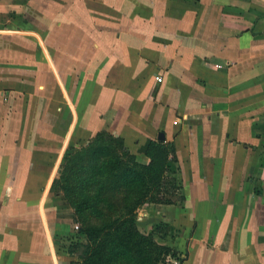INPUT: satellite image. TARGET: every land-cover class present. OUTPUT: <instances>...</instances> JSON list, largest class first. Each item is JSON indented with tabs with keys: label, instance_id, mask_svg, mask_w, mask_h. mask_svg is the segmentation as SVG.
I'll return each mask as SVG.
<instances>
[{
	"label": "crops",
	"instance_id": "1",
	"mask_svg": "<svg viewBox=\"0 0 264 264\" xmlns=\"http://www.w3.org/2000/svg\"><path fill=\"white\" fill-rule=\"evenodd\" d=\"M44 68L67 121L39 122L41 152L7 129L36 126ZM0 74V264L75 262L53 241L75 225L52 183L69 142L100 131L142 164L159 134L173 143L183 207L142 215L182 213L180 264H264V0H0Z\"/></svg>",
	"mask_w": 264,
	"mask_h": 264
},
{
	"label": "trees",
	"instance_id": "2",
	"mask_svg": "<svg viewBox=\"0 0 264 264\" xmlns=\"http://www.w3.org/2000/svg\"><path fill=\"white\" fill-rule=\"evenodd\" d=\"M144 155L148 163L137 162L123 139L106 131L65 151L52 190L80 226L54 244L76 259L70 264H164L168 256L178 258L168 223L158 221L144 234L143 219H137L145 204L183 207L175 147L152 140Z\"/></svg>",
	"mask_w": 264,
	"mask_h": 264
},
{
	"label": "rangeland",
	"instance_id": "3",
	"mask_svg": "<svg viewBox=\"0 0 264 264\" xmlns=\"http://www.w3.org/2000/svg\"><path fill=\"white\" fill-rule=\"evenodd\" d=\"M42 75L44 76V75H50V73H49V70L48 69H45L44 68V70L42 71ZM42 76V77H43ZM2 78V75L0 74V79ZM1 81V80H0ZM22 81H24L25 82V86H27V85H29L30 84V81L28 80V78H26V77H24L23 79H22ZM72 81V80H71ZM27 82V83H26ZM41 90H39V89H37L35 92L33 91V93L31 94L27 89H25V91L27 92L28 91V95H27V101H30V103L32 104V105H34V104H38V105H41L40 107H38L37 108V112H36V115H37V124H36V126L35 127H33L31 124L29 125L28 124V121H26V119L25 120H23L22 121V123H21V125H23L22 126V128H21V131L17 128V124L15 123L14 125H12V126H10V127H8V134L9 133H12L13 134V132H14V135L16 136L15 138H17V137H19V141L20 142H22V140H25V142H27V140H28V138L30 137L33 141L35 140H37V142H38V148H39V150L41 151V152H43V148H44V146L43 145H40L39 143H41V144H43V143H45V140H46V138H47V136L48 137H51V134H53L54 133V130H53V132H52V128L51 127H48V129H46L47 127H45V122H41V123H39L41 120H44V118L46 117V115H53V117H52V119L54 120V121H56V123H61L62 121H64V122H62V123H64L65 124V122L67 121V118H66V115H65V113L64 112H62V107L64 108V106H63V104L62 103H64V101H61L62 100V97L60 98V94H59V90H58V85L57 84H59V81H56L55 79L54 80H52V78H50V76H48V78H41ZM75 83V82H74ZM38 85V84H37ZM8 86H10V87H12V88H14L13 89V91H15V90H17V88H15L14 86H13V84H12V82L11 81H8ZM35 85H33L31 88H33ZM0 91H1V89H0ZM37 91H39L38 92V95L36 94L37 93ZM22 95V94H21ZM33 95V96H32ZM23 96H25V94L23 95ZM22 96V97H23ZM29 96V97H28ZM22 97H20V98H22ZM70 97H72V99H76V98H78L77 99V102H79L78 103V105L79 106H81V102H82V95H80V96H77V95H71ZM37 98V99H36ZM65 98H67V97H65ZM29 99H31V100H29ZM42 99V100H41ZM65 100V99H64ZM66 101V100H65ZM5 103H3V105H4ZM6 106H7V104H5ZM96 106V105H95ZM88 107H89V109L91 110L93 107H94V105H93V103L92 102H90V103H88ZM23 113H24V115H26V114H30V115H33L32 113H31V111H29V112H27V111H22L21 112V118L24 116L23 115ZM21 118H20V120H21ZM69 122H70V119H69ZM25 126H27V128H25ZM28 126H30V127H28ZM1 127H0V131H1ZM48 130V131H47ZM59 135L58 136H62V134H60V133H58ZM64 135V134H63ZM95 136V135H94ZM52 137H54L55 138V136L54 135H52ZM59 137V138H60ZM116 137V136H115ZM58 138V137H57ZM59 138H58V140H59ZM57 140V139H56ZM63 144H64V142H63ZM62 143H60V141H59V146H62L63 145ZM83 145H84V143H83ZM83 145H81V146H83ZM73 146H76L75 144H73L72 142H69V144L67 145V147L65 148V151L68 149V148H70V147H73ZM60 148V147H59ZM65 151H64V154H65ZM19 177H21V180L22 181H32V182H35V180H34V178L31 176V177H28V175H20ZM56 177H57V174H56ZM56 177L54 178V179H56ZM28 178H30V179H28ZM54 179H53V181H54ZM62 198V197H61ZM63 200V199H62ZM63 202H64V200H63ZM65 203V202H64ZM66 204V203H65ZM152 203H149V205H151ZM146 205L147 204H145L143 207H141L138 211H137V215H138V217H141V218H143L144 219V217H143V215L142 214H144V212L142 211L143 209L142 208H146ZM69 209L71 210V212H72V215H73V210L69 207ZM170 207L169 206H164L163 207V212H162V215H164L165 217H167V216H169L170 215ZM148 213H151V212H149V211H147ZM70 214V211H67V210H61V212L60 213H57V216L58 217H62V218H64L65 216H67V219H69L68 217L71 215H69ZM178 215H180V217H182V213H180V212H178L177 213ZM153 215V214H152ZM152 215H151V217H152ZM180 217H176L175 219H173V215H172V218H170V220H167L166 221V223H168L169 224V226H170V229L168 230V236L170 237L171 236V238L173 239V244L174 243H176V250H177V257L178 258H172V260H173V262H166L165 261V263L164 264H180V261H179V252H178V250L180 249H182V247H183V245L186 243V241H187V239H189V237L187 236V235H189V234H187V232H186V235L184 234V231L186 230L185 229V226H184V222H182L180 219ZM153 218V217H152ZM152 218H150V219H147L146 221H142L143 223L140 225V227H139V230L142 232V233H144V234H146V233H148V230H149V226H147V224H149L148 222H151V221H153L154 220V218L152 219ZM58 219H60V220H62L61 218H58ZM73 221H74V217H73ZM155 221V220H154ZM156 223V222H155ZM155 223H153V224H155ZM75 226H76V228H75V226H74V229L71 227V232L69 233V235L71 236V235H74L75 234V232H76V230L79 228V224H74ZM188 230H189V227H188ZM169 237H168V240H169ZM54 239H55V242H57V241H61L60 240V235H58V234H54V237H53V241H54ZM168 240H166L165 241V244H167V245H170L171 243V241H168ZM59 249V248H58ZM59 250H61V251H63L62 249H59ZM75 259V258H74ZM75 261H76V259H75Z\"/></svg>",
	"mask_w": 264,
	"mask_h": 264
},
{
	"label": "built area",
	"instance_id": "4",
	"mask_svg": "<svg viewBox=\"0 0 264 264\" xmlns=\"http://www.w3.org/2000/svg\"><path fill=\"white\" fill-rule=\"evenodd\" d=\"M218 67V66H217ZM218 68H220V67H218ZM156 82H161L162 81V79L159 77V76H156ZM177 122H174V124H176ZM138 219V221H141L143 218H141V217H138L137 218ZM75 228H76V226H75ZM180 258V257H179ZM173 262V260H172V258L170 257V256H168L167 258H166V262ZM174 263V262H173Z\"/></svg>",
	"mask_w": 264,
	"mask_h": 264
},
{
	"label": "water",
	"instance_id": "5",
	"mask_svg": "<svg viewBox=\"0 0 264 264\" xmlns=\"http://www.w3.org/2000/svg\"><path fill=\"white\" fill-rule=\"evenodd\" d=\"M158 140H164V135L162 133L158 135Z\"/></svg>",
	"mask_w": 264,
	"mask_h": 264
}]
</instances>
